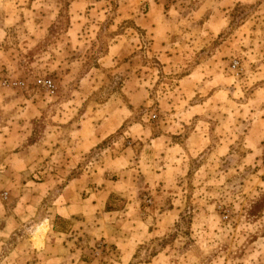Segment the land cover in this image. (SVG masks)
<instances>
[{"label":"clouds","instance_id":"obj_1","mask_svg":"<svg viewBox=\"0 0 264 264\" xmlns=\"http://www.w3.org/2000/svg\"><path fill=\"white\" fill-rule=\"evenodd\" d=\"M0 264H264V0H0Z\"/></svg>","mask_w":264,"mask_h":264}]
</instances>
